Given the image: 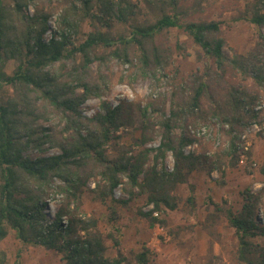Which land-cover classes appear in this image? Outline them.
<instances>
[{
	"label": "trees",
	"instance_id": "1",
	"mask_svg": "<svg viewBox=\"0 0 264 264\" xmlns=\"http://www.w3.org/2000/svg\"><path fill=\"white\" fill-rule=\"evenodd\" d=\"M56 1L60 13L53 27L49 23L53 8L40 7L36 0H0V243L11 229L24 245L62 253L65 264H124V257L106 256V241L112 239L118 244L115 236L101 231L99 219L80 216L81 195L89 181L100 178L93 193L102 201H114L120 186L129 195L124 203L147 195L154 209L143 215L152 225L159 222L154 212L176 210L179 199L175 191L208 160L205 155L186 154V146L194 139L188 133L177 136L175 129L190 117H219L230 125L231 150H236L235 132L255 118L251 108L258 94L230 86L225 75L229 70L237 71L264 86V66H259L264 45L249 56L228 57L221 36L223 22L188 21L193 9L182 4L186 0H146L155 18L132 24L126 34L111 29L114 22L127 24L139 14L138 5L129 0ZM30 6L35 8L33 14L27 11ZM241 17L263 28L264 0L252 2ZM87 21H91L93 31L84 34ZM170 29L183 31L200 47L198 62L203 65L175 87L170 114L163 97L145 106L127 100L114 106L104 100L100 112L83 119L81 106L92 96H103L91 65H105L115 59L138 67L143 76L164 71L171 65L172 52L159 46L157 37ZM48 32L49 40L45 38ZM9 61L15 62L11 75L4 70ZM67 62L72 63L71 70ZM57 63L61 64L58 71L53 69ZM204 98L210 101L207 110ZM55 112L62 114L64 126L60 129L42 124ZM154 114L159 117L157 122L151 120ZM135 125L141 131L136 142L140 150L122 146L117 155L110 156L108 149L121 139L116 133ZM157 137L161 139L157 148H145ZM46 145L60 153L35 158L26 154L28 150L44 153L49 149ZM152 152L156 153L154 164L149 166ZM169 153L174 159L173 169H159ZM210 167L217 166L212 163ZM261 172L264 174V166ZM54 179L62 182L56 188L64 194V203L52 218L45 208ZM260 200V195L246 190L237 212L210 200L235 230L238 259L244 264H264V244L259 241L264 238V226L257 216ZM189 201L195 205L194 197ZM72 204L75 207L71 208ZM137 257L139 264H147L146 252ZM0 264H8L4 253Z\"/></svg>",
	"mask_w": 264,
	"mask_h": 264
},
{
	"label": "rangeland",
	"instance_id": "2",
	"mask_svg": "<svg viewBox=\"0 0 264 264\" xmlns=\"http://www.w3.org/2000/svg\"><path fill=\"white\" fill-rule=\"evenodd\" d=\"M129 1L138 5L139 14L127 24L114 22L111 29L113 33L126 34L132 24L155 18L154 12L147 7L146 0ZM254 1L186 0L182 4L193 9L188 21L223 22L221 36L226 41L224 52L232 58L235 54L249 56L255 53L259 46L264 45V39L261 37H264V27L259 29L241 17ZM36 2L40 7L53 8L49 23L56 27L60 13L56 5L57 1L36 0ZM27 11L33 14L35 8L30 6ZM82 31L84 34L93 31L91 21L83 25ZM45 38L48 40L51 38L50 32L46 33ZM157 44L171 49L172 62L164 71L156 70L154 75L143 76L138 71V67H132L115 59L105 65H100L98 62L91 65L94 76L100 81L103 96H92L81 106L83 119H90L99 112L101 102L104 100L114 106L121 100L139 102L145 106L147 102L163 97L166 100V113L170 114L171 96L175 87L203 68L198 62V53L201 49L178 29H170L159 35ZM102 51L103 49H100L98 52L102 53ZM261 54L259 66H264V52ZM60 65V63L55 64L53 69L58 71ZM67 65L71 70L72 63L67 62ZM14 67L15 62L9 61L5 64L4 70L11 75ZM225 79L230 86L247 88L258 94L257 102L262 100L260 104L262 109L259 114H255V118L250 120L249 124L238 128L235 132L236 150H231L230 125L219 117L211 115L205 118L190 117L186 123L175 129L177 136L188 133L194 139L193 143L186 146V148L190 146L186 149L189 152L186 154L205 155L208 160L189 176L187 184L179 186L175 191L179 199L176 210L154 212L153 216L159 222L152 225L149 218L143 215L154 209V205L148 203L147 195H137L131 201L124 203L129 195L126 194L123 186H120L114 192V201L110 198L102 201L93 193L100 178L89 181L81 195L82 205L79 213L85 220L91 217L99 219L101 231L106 236L113 234L118 240L117 244L112 239H107V257L111 259L124 257V264H139L137 256L146 252L147 264H244L238 259V239L235 230L229 226L226 217L210 205V200L223 209L232 208L237 212L243 206V193L249 189L261 196L257 205V216L264 226V174L261 172L264 166V86L258 85L252 76H245L232 70L227 72ZM5 92L11 95L9 89L6 88ZM203 106L205 110L209 108L210 101L207 98L203 99ZM61 120L62 114L55 112L42 124L60 129L64 126ZM151 120L157 122L158 115L151 116ZM116 135L121 139L108 149L110 156L117 155L122 146L134 147L136 152L140 150L136 145L141 137L138 125L122 127ZM160 141V137H157L145 148H157ZM45 148L49 149L44 153L28 150L26 154L35 158L60 153L58 148H50L49 145ZM155 154L151 153L149 166L154 164ZM212 163L217 167L212 169L210 167ZM173 164V156L169 153L165 162L158 168L165 167L172 170ZM123 180L126 182L127 178ZM61 184L62 182L54 179V190L48 195L45 212L52 218L64 203V194L58 192L56 188ZM191 197H194L195 205L190 203ZM73 207L75 204L71 205V208ZM113 216L116 217L114 221ZM63 220L66 222V218ZM259 241L264 244V238ZM1 253L5 254L8 264H65L62 253L43 246L24 245L18 240L16 232L11 229L8 237L0 243V257Z\"/></svg>",
	"mask_w": 264,
	"mask_h": 264
},
{
	"label": "built area",
	"instance_id": "3",
	"mask_svg": "<svg viewBox=\"0 0 264 264\" xmlns=\"http://www.w3.org/2000/svg\"><path fill=\"white\" fill-rule=\"evenodd\" d=\"M262 103V100H260V102H257V105L255 108H253V111L255 112V114H259V111L262 109V105L260 106V104ZM100 112V110H99ZM205 133V132H204ZM190 147V146H189ZM189 147L185 148V153H189L186 149H188Z\"/></svg>",
	"mask_w": 264,
	"mask_h": 264
}]
</instances>
